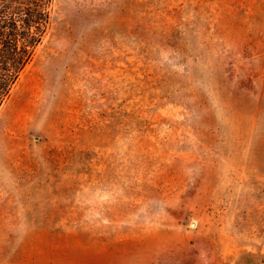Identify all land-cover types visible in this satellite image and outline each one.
<instances>
[{
	"label": "rangeland",
	"instance_id": "374dc122",
	"mask_svg": "<svg viewBox=\"0 0 264 264\" xmlns=\"http://www.w3.org/2000/svg\"><path fill=\"white\" fill-rule=\"evenodd\" d=\"M14 165L111 194L113 264H264V0H54L0 109Z\"/></svg>",
	"mask_w": 264,
	"mask_h": 264
},
{
	"label": "crops",
	"instance_id": "0c3cea01",
	"mask_svg": "<svg viewBox=\"0 0 264 264\" xmlns=\"http://www.w3.org/2000/svg\"><path fill=\"white\" fill-rule=\"evenodd\" d=\"M57 166L0 167V245L7 264H113L123 253L92 222L93 203L110 197Z\"/></svg>",
	"mask_w": 264,
	"mask_h": 264
},
{
	"label": "trees",
	"instance_id": "16d2710c",
	"mask_svg": "<svg viewBox=\"0 0 264 264\" xmlns=\"http://www.w3.org/2000/svg\"><path fill=\"white\" fill-rule=\"evenodd\" d=\"M53 5L54 0H0V109L33 59Z\"/></svg>",
	"mask_w": 264,
	"mask_h": 264
}]
</instances>
